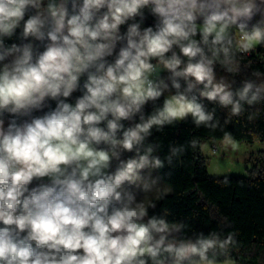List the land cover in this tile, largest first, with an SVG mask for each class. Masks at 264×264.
Instances as JSON below:
<instances>
[{"label": "clouds", "instance_id": "1", "mask_svg": "<svg viewBox=\"0 0 264 264\" xmlns=\"http://www.w3.org/2000/svg\"><path fill=\"white\" fill-rule=\"evenodd\" d=\"M257 45L264 0H0V264H234L235 232L187 235L154 211L153 173L184 148L162 160L151 138L264 103V72L240 62Z\"/></svg>", "mask_w": 264, "mask_h": 264}, {"label": "trees", "instance_id": "2", "mask_svg": "<svg viewBox=\"0 0 264 264\" xmlns=\"http://www.w3.org/2000/svg\"><path fill=\"white\" fill-rule=\"evenodd\" d=\"M146 20L142 27L154 25L155 18L145 10ZM27 18V16L25 17ZM258 18V17H257ZM139 19V18H137ZM255 22V21H253ZM127 25L121 26L126 31ZM17 35L6 39V44L20 43ZM119 45L117 46L118 51ZM40 50H43L41 47ZM109 61L114 57H109ZM241 64L248 65L250 71L264 72V46L257 45L256 49L241 58ZM217 72L223 73L217 65ZM167 75V73H162ZM86 77L81 78L83 84ZM238 85L240 77H236ZM183 83V82H182ZM82 93L77 90L67 102L75 103ZM167 93L156 105L162 106ZM52 108L55 101H48ZM204 103L212 108L214 105ZM239 117H232L231 123L224 125L226 109H217V118L223 127L214 132L203 127L197 128L191 118L183 122L165 127L160 131L153 130L152 142L159 143V155L163 160L169 153L170 147H183L184 151L173 158V163L159 169L157 172L163 186L169 193L160 194L152 199L156 204L157 214L168 212L170 221H183L187 225L186 234L203 231L206 235L218 232L222 237L231 232L236 233L238 247L232 250L231 259L234 264H264V166L248 169L245 177H212L208 173V160L203 156L201 143L205 140L220 141L224 132H228L237 142H264V103L248 108ZM48 109L34 111L33 116L43 115ZM153 110L152 102L145 106V113ZM249 115L253 118L248 119ZM11 114H5V127ZM27 119V118H21ZM125 127L129 122L124 121ZM198 140L200 146L192 148L190 142ZM133 155L125 153V157ZM34 182L29 187H34ZM153 210L150 209V215ZM227 262V261H225Z\"/></svg>", "mask_w": 264, "mask_h": 264}, {"label": "rangeland", "instance_id": "3", "mask_svg": "<svg viewBox=\"0 0 264 264\" xmlns=\"http://www.w3.org/2000/svg\"><path fill=\"white\" fill-rule=\"evenodd\" d=\"M217 74L218 76L224 75L221 72H217ZM215 147H217V151H215ZM219 147L220 141L205 140L201 143L202 154L208 160V173L212 177H245L248 175V169L264 166V142L253 144L238 142V148L235 150L225 147L223 151H220ZM153 174L158 176L157 172ZM34 182L38 181L34 180ZM43 182H47V178H44ZM158 188L159 191L154 190L147 194V199L152 200L162 191L170 192L167 186H163L161 180ZM224 264H228V262H224Z\"/></svg>", "mask_w": 264, "mask_h": 264}, {"label": "built area", "instance_id": "4", "mask_svg": "<svg viewBox=\"0 0 264 264\" xmlns=\"http://www.w3.org/2000/svg\"><path fill=\"white\" fill-rule=\"evenodd\" d=\"M215 151H217V147H215Z\"/></svg>", "mask_w": 264, "mask_h": 264}]
</instances>
